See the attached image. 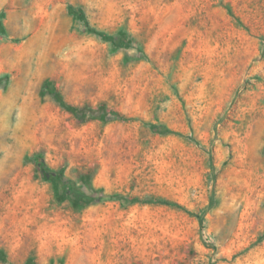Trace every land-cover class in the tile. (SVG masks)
I'll return each instance as SVG.
<instances>
[{"label":"rangeland","instance_id":"374dc122","mask_svg":"<svg viewBox=\"0 0 264 264\" xmlns=\"http://www.w3.org/2000/svg\"><path fill=\"white\" fill-rule=\"evenodd\" d=\"M0 258L264 264V0H0Z\"/></svg>","mask_w":264,"mask_h":264},{"label":"trees","instance_id":"16d2710c","mask_svg":"<svg viewBox=\"0 0 264 264\" xmlns=\"http://www.w3.org/2000/svg\"><path fill=\"white\" fill-rule=\"evenodd\" d=\"M78 17L80 18V20H82L84 22V24L86 26H88V23L85 20V17H84L82 12H78ZM93 33L98 35L103 40L110 41L112 44H114L116 46L121 45V43H119L120 41L117 37H110V36H107L101 32H96V31H93ZM69 110H73V109L70 108ZM163 132L166 133L168 131L165 128H163ZM32 161H33L34 165L36 166L37 170L39 171V173L44 177V179L51 180L52 182H54L56 190H60L65 195L71 196L72 198L74 197L73 203L76 206L77 205L84 206L89 202L102 200L104 198H111V197H92V196H87L84 193H79V196L75 197V193H74L73 189L71 187L67 186L68 182L63 180L60 173H57V172L50 170L47 167V165L45 164L44 159L41 155H35L32 158ZM125 202H126V204H133L135 202V200L123 201V203H125ZM143 203L163 205V206H168V207H172V208L184 211L183 207H181L179 204L173 203V202H170V201H167L164 199H146L145 201H143ZM209 207H211V205H209ZM189 214L193 215L192 213H189ZM195 217L198 219L199 223L202 224L203 214L195 215ZM0 260H3V259L0 258Z\"/></svg>","mask_w":264,"mask_h":264}]
</instances>
